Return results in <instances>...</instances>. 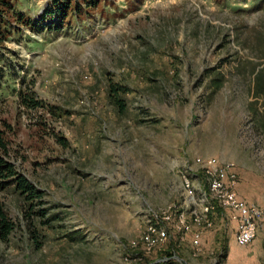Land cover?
<instances>
[{"label": "rangeland", "instance_id": "rangeland-1", "mask_svg": "<svg viewBox=\"0 0 264 264\" xmlns=\"http://www.w3.org/2000/svg\"><path fill=\"white\" fill-rule=\"evenodd\" d=\"M74 1L4 18L0 157L37 195L0 176V264H264V228L237 245L196 162L231 163L264 206V0ZM32 93L40 107L19 103ZM185 179L212 208L182 233ZM150 225L167 237L148 247Z\"/></svg>", "mask_w": 264, "mask_h": 264}, {"label": "built area", "instance_id": "built-area-1", "mask_svg": "<svg viewBox=\"0 0 264 264\" xmlns=\"http://www.w3.org/2000/svg\"><path fill=\"white\" fill-rule=\"evenodd\" d=\"M196 162L205 168L213 199H217L223 208H228L236 215L235 242L240 247L247 246L256 237L257 230L260 227L264 228V206L248 203L244 198L237 196L235 192L236 179L231 163H220L214 156L205 159L197 157ZM183 189L184 199L190 206L188 210L178 213L174 224L175 229L187 233L191 232L193 224L210 225L207 215L212 206L207 202L205 194H201L198 202V199L195 198L193 185L187 179L184 180ZM193 233V244H198L199 233ZM166 237L167 233L164 229L150 225L149 234L145 236L144 240L147 246L151 247L164 241Z\"/></svg>", "mask_w": 264, "mask_h": 264}, {"label": "trees", "instance_id": "trees-1", "mask_svg": "<svg viewBox=\"0 0 264 264\" xmlns=\"http://www.w3.org/2000/svg\"><path fill=\"white\" fill-rule=\"evenodd\" d=\"M13 0H0V41L4 35L2 31L3 25H5L4 18L7 13L10 12L13 14L12 5ZM77 1V0H76ZM76 1L74 3L76 4ZM81 3L85 4L86 6H94L96 5V0H79ZM54 9L50 12H55V16H60V18L64 19L63 15L70 10L71 7V0H52ZM19 20L22 19L21 14L18 15ZM19 103L21 105H26L28 107L37 108L40 107L39 102H36L33 93L31 95H23L19 96ZM5 148L4 138H2V134L0 131V149ZM0 176L3 178H11V181L15 184V187L20 191L21 194L26 196V198H32L33 196L37 195L34 187L25 179L24 177L17 175L16 171H14L11 164L5 163L2 157H0ZM12 228L9 221L6 220V217L3 213L2 208L0 207V237L6 239L7 234L10 232Z\"/></svg>", "mask_w": 264, "mask_h": 264}, {"label": "crops", "instance_id": "crops-1", "mask_svg": "<svg viewBox=\"0 0 264 264\" xmlns=\"http://www.w3.org/2000/svg\"><path fill=\"white\" fill-rule=\"evenodd\" d=\"M234 241H235V236H234Z\"/></svg>", "mask_w": 264, "mask_h": 264}]
</instances>
